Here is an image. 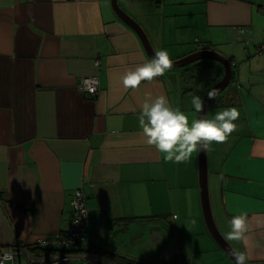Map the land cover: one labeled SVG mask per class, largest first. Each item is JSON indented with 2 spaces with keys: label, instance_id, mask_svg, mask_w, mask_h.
Listing matches in <instances>:
<instances>
[{
  "label": "crops",
  "instance_id": "0c3cea01",
  "mask_svg": "<svg viewBox=\"0 0 264 264\" xmlns=\"http://www.w3.org/2000/svg\"><path fill=\"white\" fill-rule=\"evenodd\" d=\"M118 3L142 26L154 50L166 49L172 60L204 44L230 60L233 80L206 115L236 107L240 117L226 143L210 145L211 204L226 239L232 217L247 213L248 242L227 240L238 253L247 252V264H264V52H256L264 38V0ZM148 59L110 0H0V249L13 247L14 262L20 256L32 261L54 247L50 241L67 231L74 191L80 189L91 250L76 247V260L113 264L111 252L132 258V264H149L116 245L117 234L135 226L125 239L132 253L144 244L160 254L173 233L169 255L158 264H197L180 233L189 224L195 234L207 232L198 152L184 163L165 162L146 143L138 116L150 93L166 96L191 123L197 119L192 97L205 92L207 80L185 90L177 68L137 90L125 89V71ZM209 68L213 74L220 65ZM87 76L98 79L94 96L80 88ZM218 257L220 264H232L224 253Z\"/></svg>",
  "mask_w": 264,
  "mask_h": 264
},
{
  "label": "clouds",
  "instance_id": "9594fccd",
  "mask_svg": "<svg viewBox=\"0 0 264 264\" xmlns=\"http://www.w3.org/2000/svg\"><path fill=\"white\" fill-rule=\"evenodd\" d=\"M174 66L166 49L155 52L151 59L145 60L134 69L129 68L122 77L125 89L137 90L142 82H152L162 77ZM216 95L215 91L207 94L209 100ZM197 113H204V100L199 95H193L191 101ZM240 112L236 107L216 111L212 118L206 114L189 122V117L179 107H172L164 95L147 94L138 116L139 126L146 143L162 154L165 162L184 163L199 151H210L213 143H226L237 130ZM257 222V227H260ZM247 213L234 215L230 221L231 230L228 240L248 242L246 235L251 230ZM235 264H246L250 258L247 252L233 253ZM4 260H15L14 251L9 249ZM2 264V261H0Z\"/></svg>",
  "mask_w": 264,
  "mask_h": 264
},
{
  "label": "water",
  "instance_id": "95a60500",
  "mask_svg": "<svg viewBox=\"0 0 264 264\" xmlns=\"http://www.w3.org/2000/svg\"><path fill=\"white\" fill-rule=\"evenodd\" d=\"M110 3L116 16L124 24H126L128 27L133 29L135 33L138 35L148 58L151 59L156 51L154 50L142 26L131 15H129L126 11H124V9L119 5L118 0H110ZM202 60L208 61L209 63L208 67H211L214 63H218V65H220V68L218 70L220 72V70L222 69V74L220 77L216 76V72L218 71L217 68L213 74L210 73L209 75L210 80L211 79L215 80L216 78L218 79H216L213 82V84L206 89L203 96L201 97L204 100V113L203 114L197 113V118H200L201 115L206 114L207 108L211 104L212 100L230 85L233 77L232 66L227 56H225L222 52H220L217 49H210V48L197 49L188 53L187 55H184L183 57L174 59L173 60L174 66L172 67V69L182 68L191 63L199 62ZM196 79L202 80L204 78L202 77L200 79V77L198 76ZM210 91L216 92L215 97L211 100H209L207 97V94ZM197 176H198V192H199L200 209H201V215L205 229L208 235L211 237V239L215 242V244L221 249V251H223V253L230 259V261L233 264H235L233 253H238V252L220 231L212 210L211 195L209 188L208 151L198 152ZM87 264H97V263L89 262ZM190 264H194V262H191Z\"/></svg>",
  "mask_w": 264,
  "mask_h": 264
},
{
  "label": "built area",
  "instance_id": "2783aa9c",
  "mask_svg": "<svg viewBox=\"0 0 264 264\" xmlns=\"http://www.w3.org/2000/svg\"><path fill=\"white\" fill-rule=\"evenodd\" d=\"M259 11L264 14V3L259 7ZM239 32H243V27H239ZM256 52H264V38L257 44ZM98 83L96 76H87L79 80L80 88L92 96L98 93ZM71 204L73 208V218L67 231L59 237H56L53 241H50L53 242L54 247L45 255L41 254L32 257L33 264H72V260L75 259V252L80 253L76 250V247L83 249L82 245L85 246L88 244L84 231L85 225L88 222L89 213L86 197L82 190L76 189L74 191ZM38 244L40 243L38 242L35 245ZM36 247H39V245ZM9 249H12L15 255V249L13 247H9L5 250L0 249V261H2V264H15L13 260L3 259L5 253ZM84 258L81 257L80 259Z\"/></svg>",
  "mask_w": 264,
  "mask_h": 264
},
{
  "label": "rangeland",
  "instance_id": "374dc122",
  "mask_svg": "<svg viewBox=\"0 0 264 264\" xmlns=\"http://www.w3.org/2000/svg\"><path fill=\"white\" fill-rule=\"evenodd\" d=\"M237 60H240V59L237 58ZM210 73H211L210 68L206 69L204 72H202L199 75V77H200V79L202 77L205 79H208ZM199 81L200 80L197 79L195 81L196 82L195 84L198 85ZM203 94H204V92L200 93L201 97L203 96ZM214 99H216L215 101H217L218 99H220V97L216 96ZM203 225H204V223H203ZM189 226H190V229L188 231H186V232L182 231L180 233V236H181L180 240L185 244V246L188 248V250H190V252L194 255V257L196 259L195 261L197 262V264H220L219 260H218V258H219L218 255L220 256V253H223V252L215 244V242L211 239V237L208 235V233L205 232V234H202V235L195 234L196 227H192L191 224H189ZM135 228H136L135 226H132L129 233L122 234V235L117 234V236H116V245L117 246L123 245L122 247L125 248L124 252H126L129 256H132V257L136 258L137 260L150 262L149 264H158L163 255L164 256L169 255V247L171 245H173V243L175 242L172 239L175 236L173 233L168 234L169 235L168 242L170 244H169V246H168V244L162 245V249H161L160 254H158L157 252L152 253L148 247L144 246V244L143 245H141V244L135 245V247L133 248V253H132L131 247L127 248L129 246V241H126V240H128V235L130 234L131 230H135ZM204 235H206L207 239H209V241H211L213 243L214 246L212 248H208L206 246V244L204 243V241H208V240H206V238H204L205 237ZM82 260H84V259H82ZM193 262H194V260H193ZM15 263L16 264H33V262L31 260L23 258L21 256L18 257V260H16ZM72 264H83V263H82V261L80 262V260L78 261L76 259H73Z\"/></svg>",
  "mask_w": 264,
  "mask_h": 264
},
{
  "label": "trees",
  "instance_id": "16d2710c",
  "mask_svg": "<svg viewBox=\"0 0 264 264\" xmlns=\"http://www.w3.org/2000/svg\"><path fill=\"white\" fill-rule=\"evenodd\" d=\"M204 47L206 48H210L212 47V44H204ZM209 66L208 61L206 60H202L199 62H195V63H191L185 67L181 68V72L183 75V79H184V89L188 90L191 89L192 86L196 83L195 80H197L196 78L205 71V69ZM217 79V78H216ZM215 79V80H216ZM207 81L205 82L206 84V89L213 84V82L215 80L213 79H206ZM233 80V77H232ZM206 91V90H205ZM75 250V249H74ZM78 250V249H77ZM80 250V249H79ZM90 246L86 245L84 247V249H82V251H90ZM109 255L111 256L112 260L118 264H132L133 263V259L129 258L128 256L125 255H121L118 253H111L109 252Z\"/></svg>",
  "mask_w": 264,
  "mask_h": 264
},
{
  "label": "flooded vegetation",
  "instance_id": "af4514ba",
  "mask_svg": "<svg viewBox=\"0 0 264 264\" xmlns=\"http://www.w3.org/2000/svg\"><path fill=\"white\" fill-rule=\"evenodd\" d=\"M113 262H114V261H113ZM113 264H118V263L114 262Z\"/></svg>",
  "mask_w": 264,
  "mask_h": 264
}]
</instances>
